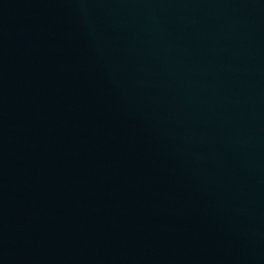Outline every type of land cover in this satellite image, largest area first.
Instances as JSON below:
<instances>
[{"label":"water","instance_id":"obj_1","mask_svg":"<svg viewBox=\"0 0 264 264\" xmlns=\"http://www.w3.org/2000/svg\"><path fill=\"white\" fill-rule=\"evenodd\" d=\"M0 264H264V0H0Z\"/></svg>","mask_w":264,"mask_h":264}]
</instances>
